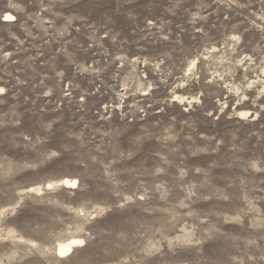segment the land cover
<instances>
[{"label":"rangeland","instance_id":"374dc122","mask_svg":"<svg viewBox=\"0 0 264 264\" xmlns=\"http://www.w3.org/2000/svg\"><path fill=\"white\" fill-rule=\"evenodd\" d=\"M262 101L264 0H0V264H264Z\"/></svg>","mask_w":264,"mask_h":264},{"label":"bare ground","instance_id":"6f19581e","mask_svg":"<svg viewBox=\"0 0 264 264\" xmlns=\"http://www.w3.org/2000/svg\"><path fill=\"white\" fill-rule=\"evenodd\" d=\"M6 16H10L9 14H6ZM5 21H9V20H5ZM69 184H71L73 182V180H68ZM75 181V180H74ZM67 187V186H64ZM81 239H77V238H73V239H69L68 241L65 242H60L61 244H58L55 248V254L58 257H61L60 252L61 250H63L64 252V256L63 257H67L69 254V252H71L73 249L75 248H79V243L81 242Z\"/></svg>","mask_w":264,"mask_h":264},{"label":"snow or ice","instance_id":"6c2138e0","mask_svg":"<svg viewBox=\"0 0 264 264\" xmlns=\"http://www.w3.org/2000/svg\"><path fill=\"white\" fill-rule=\"evenodd\" d=\"M5 20H12L13 18L11 17V16H6L5 18H4ZM233 39H238L237 37H233ZM193 66H195V65H193ZM254 94V93H253ZM237 95H239V93H237ZM262 102H264V101H262ZM249 115H251L250 113H249ZM61 185L62 186H68V187H71V188H73V189H76V188H78V183L76 182V181H73L71 184H69V181L67 180V179H61ZM54 185L53 184H48L47 185V188L50 190V191H52V190H54ZM31 191H35V189H30ZM77 246H79V247H83V241H81L80 243H79V245H77ZM69 255H71V253L69 252L68 253ZM60 255H61V258H63V256H64V252H63V250H61V252H60Z\"/></svg>","mask_w":264,"mask_h":264}]
</instances>
